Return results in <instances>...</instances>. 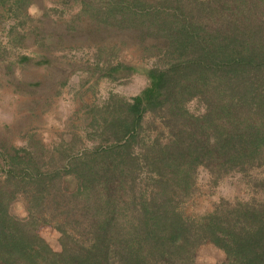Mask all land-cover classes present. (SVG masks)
<instances>
[{"label":"trees","instance_id":"obj_1","mask_svg":"<svg viewBox=\"0 0 264 264\" xmlns=\"http://www.w3.org/2000/svg\"><path fill=\"white\" fill-rule=\"evenodd\" d=\"M0 29L7 72L44 64L55 94L78 51L118 81L136 66L123 47L152 59L136 94L82 103L67 138L0 140V264H264V0H0ZM200 167L207 190L240 173L245 194L188 207ZM205 243L220 262L198 260Z\"/></svg>","mask_w":264,"mask_h":264},{"label":"rangeland","instance_id":"obj_2","mask_svg":"<svg viewBox=\"0 0 264 264\" xmlns=\"http://www.w3.org/2000/svg\"><path fill=\"white\" fill-rule=\"evenodd\" d=\"M6 40L5 32L0 29V43L4 44ZM91 50L92 48H87L84 52L76 53L74 57L78 59V63L66 70L68 80L57 94L53 90L58 74L52 68L30 62L26 66L16 63L13 66V73L10 74L7 72L5 62L0 59V140L5 141L7 145H20L25 143L27 133L30 131L46 144L59 140L62 136L67 138L69 125L77 124L81 120L80 115L85 110L82 103L101 101L109 89L130 97L147 83L146 68L150 66L152 59H141L132 46L123 47L121 50L120 56L136 65L135 70L122 81L107 77L97 78V72L91 75L83 70L80 64L87 63L88 58L91 59ZM33 56L37 58V55ZM10 76L21 82L38 80L41 84L32 85L31 91H25L21 87H15L12 81L8 80ZM189 106L195 112L202 110L201 103L196 101H191ZM86 143L89 145L91 141L88 140ZM208 174L205 167H200L198 183L202 191L188 207L204 210L222 195L245 194L240 173L227 175L213 191L206 189ZM41 233L52 246H57L58 234L54 228L44 227ZM222 257V252L211 243H205L198 249L200 262H220Z\"/></svg>","mask_w":264,"mask_h":264}]
</instances>
